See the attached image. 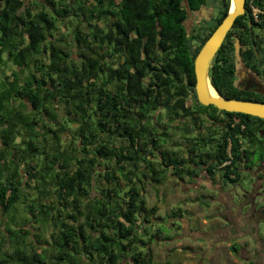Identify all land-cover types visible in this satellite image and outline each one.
<instances>
[{"label":"trees","instance_id":"16d2710c","mask_svg":"<svg viewBox=\"0 0 264 264\" xmlns=\"http://www.w3.org/2000/svg\"><path fill=\"white\" fill-rule=\"evenodd\" d=\"M86 1L0 0V264H152L150 244L164 240L144 226L161 218L144 182L186 172L188 159L152 135L151 119L161 106L168 118L185 110L192 93L196 101L194 58L230 0H120L111 10L113 0ZM206 3L214 18L188 33V10ZM249 14L234 21L209 79L223 98L264 102L233 83L229 35L264 26ZM102 17L105 26L93 21ZM240 136L223 135L201 163L231 159L228 139L238 158Z\"/></svg>","mask_w":264,"mask_h":264},{"label":"flooded vegetation","instance_id":"af4514ba","mask_svg":"<svg viewBox=\"0 0 264 264\" xmlns=\"http://www.w3.org/2000/svg\"><path fill=\"white\" fill-rule=\"evenodd\" d=\"M119 1L113 0L109 9H116ZM86 2L96 7L101 4L96 3V0H87ZM183 2L185 3L186 0ZM83 4L85 2L77 5L82 8ZM214 10L209 7V3L195 11L188 10L185 21L188 33L193 34L194 30L198 29L203 22L214 18V14H216ZM262 10L264 11V9ZM244 14L247 15V9ZM93 21L99 26H105L109 19L102 17L100 20ZM259 21L260 23L264 22V13ZM250 26L246 32L239 29L240 36L236 35L237 31H232L228 37L234 46L232 62L229 59L231 64H234L233 83L236 88L247 95L264 99V26L257 27L251 23ZM236 50H238L237 53ZM184 105L185 110H176L178 114H173L169 118L166 109L161 106L151 119L153 123L151 129L157 128V131L152 135H161L166 142L171 137L175 138L178 135V141L183 143L178 148L174 147V153L179 158L182 156L188 159L187 166L183 167L186 172L180 173L172 168V171H175L171 175L173 187L186 189L191 193L195 192L191 194L193 196L191 202L200 198L202 194L199 201L202 199V202L210 201L211 204H214V213L212 214L218 215L222 221L221 224H217L220 227L217 228L221 238L235 237L237 239L240 238V234L248 236L260 233L257 222L264 217V208L260 209L264 203V122L252 121L247 126L244 122L242 123L240 117H230L211 108L201 107V104L197 100L195 101L193 96L186 99ZM238 124L240 127L238 131H235ZM246 127L249 130H246ZM223 135H243L240 136L239 146L235 150L239 157L233 156L234 153L232 150L230 151L231 143L228 139L227 153L231 155V159L210 169L208 165L201 163L199 157L207 153H216L221 148ZM157 158L156 155L150 160L155 162L158 161ZM227 165H230V169L234 171L228 176L226 175L228 168L225 167ZM133 180L137 184L142 182L135 178ZM148 182L154 184L151 180ZM162 183L163 181L158 185ZM198 189L208 190L209 193L198 195L196 194ZM211 204L208 203L206 208H210ZM228 224H232L233 230H230ZM224 225L227 228H223ZM243 225L247 228L243 229ZM262 245H264L263 242L257 244L260 247ZM251 255H256L260 260L258 252L251 253ZM226 261L231 264L230 259H226Z\"/></svg>","mask_w":264,"mask_h":264},{"label":"rangeland","instance_id":"374dc122","mask_svg":"<svg viewBox=\"0 0 264 264\" xmlns=\"http://www.w3.org/2000/svg\"><path fill=\"white\" fill-rule=\"evenodd\" d=\"M209 7L214 8L212 4H209ZM214 9H215L214 13H216V8ZM60 31L63 33H66V30L63 27H60ZM3 69L7 74L9 73V71L13 70V68L9 66L8 67L4 66ZM192 96H193V93H192ZM153 129L154 131H157V128L154 127ZM153 136L156 138H161V140H163V138L159 135H153ZM177 136H175V138L174 136L171 137L169 141L166 142L167 148L170 147L171 149L174 150V147L178 148L180 145L183 144L181 141H178ZM114 144L118 146L119 142L115 141ZM137 169H138V173H141L143 167L140 165L138 166ZM149 175L151 176L152 174L150 173ZM140 176L141 174L140 175L138 174V177ZM137 185L139 186V184ZM27 189L28 188H26V190ZM29 191H31L30 188L28 189V192ZM143 192H145L146 204L148 206L157 205L158 210H157L156 215L161 217L160 219L153 221L151 223L145 224L144 226L147 227L146 230L149 234L153 232H156V233L160 232L162 237L164 238V240L159 241V243L151 242L150 244L153 264H161V262L165 258L164 254L168 253L169 250L173 251L174 249L178 250L179 248L183 251L190 248L193 251V253H195V261L200 260L203 255L205 256L206 255L205 253L208 252L207 250L209 248L208 244L210 242H214L218 240V237H219L218 228L220 227L217 224L222 223L218 215L214 216L212 214L214 213L213 212L214 204H211V202L208 201L209 205L211 204V206L210 208H206L208 203L202 202V199L199 201L202 195L201 193L207 194L209 193V191L198 189L196 191V194L198 195L201 194L200 198H197V200H195L194 202H191L192 200L191 198L193 197L191 196V194H194L195 192L191 193L190 191L187 192L186 189L182 190L179 188H174L172 184V176L170 175V176H166V179L163 181L161 185L150 184L148 180H146V182H144ZM256 206L257 208H259L258 205ZM179 208L181 210H179ZM262 208H264V203L260 209ZM177 210H178V214L173 215L172 212L177 211ZM195 215L204 216V218L206 219V223L203 226H201L200 222L198 221L199 220L198 218H197L198 220L193 219ZM183 218L187 220V223H186V220L185 221L183 220ZM214 224L216 225L214 226ZM228 226L230 230H233L232 224H228ZM244 227L245 226L243 225L242 226L243 229L247 228V227L245 228ZM223 228H227V226L224 225ZM257 228L259 229L260 233H262L263 235L259 237L258 243L259 244L260 242L264 243V217L262 219H259V221L257 222ZM232 240L234 244L233 246L237 248H241L239 246L238 239L232 238ZM248 244L249 245L246 246L248 248L254 246V240L251 238V240L248 241ZM261 248L264 249V245H262ZM259 249L260 247H257V250L255 252H258L259 254L261 252H264V250H259ZM201 252H203V255H201ZM179 256L180 257H175V258L171 257L170 263L179 264L180 258H181V261H180L181 263L188 261V257L187 256L185 257L183 253L180 254ZM183 257L184 259L182 260ZM204 262L207 264L209 263V261H204ZM201 263L202 262H198L196 264H201ZM218 263L228 264L225 257H223L222 260L219 259V261L216 264ZM259 263L264 264V260H259Z\"/></svg>","mask_w":264,"mask_h":264},{"label":"water","instance_id":"95a60500","mask_svg":"<svg viewBox=\"0 0 264 264\" xmlns=\"http://www.w3.org/2000/svg\"><path fill=\"white\" fill-rule=\"evenodd\" d=\"M230 2L234 4L233 9H231L230 4L227 14L207 38L194 58L195 95L198 103L203 106L213 105L218 110L242 113L264 119V102L223 98L217 94L210 83L209 69L212 60L236 18L245 12V0H230ZM237 52L238 50H236ZM209 87L216 92V97L209 95Z\"/></svg>","mask_w":264,"mask_h":264},{"label":"crops","instance_id":"0c3cea01","mask_svg":"<svg viewBox=\"0 0 264 264\" xmlns=\"http://www.w3.org/2000/svg\"><path fill=\"white\" fill-rule=\"evenodd\" d=\"M205 203V202H204ZM196 217H198V221L200 222V225L203 226L206 223V219L204 218V216H197L195 215L193 217V219H196ZM183 220L185 221L186 219L183 218ZM196 220V221H197ZM187 223V220H186ZM254 235V237H253ZM251 234L250 237L244 234H240V238L238 239L239 242V246L241 248H237L234 246V248L232 247L233 244V240L232 238L227 239V238H221L220 235L218 237V240L214 241V242H210L208 244V252H204L206 255H203V252H201L202 258L198 261H195V253H193V251L189 248L188 250H181L180 248L178 250H167L168 253L164 254L165 258L163 259V261L161 262V264H171L170 263V258H175V257H180L179 255L183 253V255L186 257H188V261L187 262H180L179 264H196L198 262H202L201 264H207L204 261H209L208 264H216L219 259H223V257H225L226 259H230L231 260V264H260L259 263V259L256 257V255H251V253L254 252V250H257V246L258 242H259V237L263 236L262 233L258 234ZM235 238V237H234ZM233 238V239H234ZM249 238V239H248ZM251 238L254 240V246L248 248L246 246H248V241L251 240ZM259 250H264L263 248L260 247ZM187 251V252H186ZM192 251V252H190ZM261 252V251H260ZM255 253V252H254ZM260 260H264V252H261L259 255ZM184 259V257L182 258V260ZM193 260V261H191ZM152 264H153V260H152ZM219 264V263H218ZM228 264H230V262L228 261Z\"/></svg>","mask_w":264,"mask_h":264},{"label":"built area","instance_id":"2783aa9c","mask_svg":"<svg viewBox=\"0 0 264 264\" xmlns=\"http://www.w3.org/2000/svg\"><path fill=\"white\" fill-rule=\"evenodd\" d=\"M245 7L249 10L251 18L255 22H259L264 11L257 6L256 0H245Z\"/></svg>","mask_w":264,"mask_h":264},{"label":"bare ground","instance_id":"6f19581e","mask_svg":"<svg viewBox=\"0 0 264 264\" xmlns=\"http://www.w3.org/2000/svg\"><path fill=\"white\" fill-rule=\"evenodd\" d=\"M233 7H234V4L232 3L231 4V9H233ZM209 95L211 96V97H216L217 95H216V92L211 88V87H209Z\"/></svg>","mask_w":264,"mask_h":264},{"label":"clouds","instance_id":"9594fccd","mask_svg":"<svg viewBox=\"0 0 264 264\" xmlns=\"http://www.w3.org/2000/svg\"><path fill=\"white\" fill-rule=\"evenodd\" d=\"M230 4H231V2H230ZM258 6V5H257ZM230 7V6H229ZM259 7V6H258ZM260 8V7H259ZM247 8L245 7V10H246ZM229 10V9H228ZM260 22V21H259ZM194 94H195V91H194ZM196 96V95H195ZM196 100H197V98H196Z\"/></svg>","mask_w":264,"mask_h":264}]
</instances>
